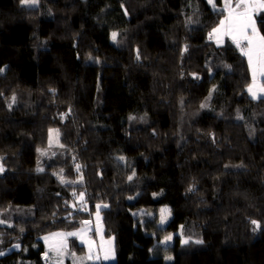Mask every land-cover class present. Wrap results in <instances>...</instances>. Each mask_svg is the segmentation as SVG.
Here are the masks:
<instances>
[{
    "label": "trees",
    "instance_id": "trees-1",
    "mask_svg": "<svg viewBox=\"0 0 264 264\" xmlns=\"http://www.w3.org/2000/svg\"><path fill=\"white\" fill-rule=\"evenodd\" d=\"M215 4L0 0V264L97 205L110 264H264V98Z\"/></svg>",
    "mask_w": 264,
    "mask_h": 264
},
{
    "label": "snow or ice",
    "instance_id": "snow-or-ice-1",
    "mask_svg": "<svg viewBox=\"0 0 264 264\" xmlns=\"http://www.w3.org/2000/svg\"><path fill=\"white\" fill-rule=\"evenodd\" d=\"M210 4H212L213 8H216L215 0H208ZM22 4H31L34 5L36 0H21ZM224 8L227 10L228 15L224 17L223 20L220 21L218 27L213 28L212 32L209 33V39L215 38L217 43H222V37L224 35L231 36L232 41L236 44L238 48H240L241 53L247 57L248 65L252 73L253 84L248 87V92L252 95L253 98H264V86L257 87L256 78L257 76H264V34H261L257 28V21L254 18L256 14L260 12H264V0H235V5L233 6V0H224ZM264 22V20H262ZM117 33L113 32L111 34V38L113 41L117 38ZM246 44V47L242 46ZM187 48H185V51ZM139 58V57H138ZM230 67V66H226ZM4 69L0 68V72H3ZM258 93L261 95L258 97ZM15 97H13V100ZM205 105H202L204 107ZM53 133L57 136L59 135L58 129H50L49 130V143H52ZM0 159H3L0 157ZM119 159L123 160L124 157H120ZM80 166L77 165V170L79 171ZM5 168L3 164H0V173H3ZM37 171H43V169L38 168ZM63 170H61L62 172ZM132 179L131 176L128 178ZM61 182L64 183L63 177L61 176ZM75 195V193L73 194ZM80 199H83V193L80 194ZM101 205H97V219H99V209ZM103 207H107V205H103ZM166 211L162 209L163 213ZM165 217L161 216V223H163ZM3 223V221H0ZM84 224H88V221H84ZM252 224L256 226V228H260V222L253 220ZM255 230V229H254ZM80 235L78 232H69V233H53V237H60V239L53 245H50L53 251L57 253L58 257H62L66 254H71L74 260H100L101 257L93 253L92 244L88 242V255L87 257H75L74 253L67 252V236H77ZM47 241L49 237H44ZM83 239V237H82ZM167 240H170L171 237H167ZM111 243V241H109ZM190 243V239L182 240V244ZM196 244H202L203 240L197 239L194 241ZM19 247V245H16ZM4 253L0 252V255ZM47 253L45 256L47 257ZM114 251L109 249L105 251L103 256L104 260L114 259ZM166 259H171V257H166ZM60 264H63V261H60Z\"/></svg>",
    "mask_w": 264,
    "mask_h": 264
},
{
    "label": "rangeland",
    "instance_id": "rangeland-1",
    "mask_svg": "<svg viewBox=\"0 0 264 264\" xmlns=\"http://www.w3.org/2000/svg\"><path fill=\"white\" fill-rule=\"evenodd\" d=\"M234 5H235V0H233V6ZM225 11L226 12H225L224 17L228 15L227 10H225ZM260 13L256 14L254 18L257 21V28H258L259 32L261 33V31L259 29V25H258V19H257V15H259ZM224 17L222 18V20L224 19ZM225 38L231 39V36L224 35L222 37V41ZM242 46L246 47V44L242 43ZM250 73H251V70H250ZM252 84H253V78H252V73H251V81L249 83V86ZM256 85H257V87L264 86V76H259V75L257 76ZM260 95L261 94L258 93V97ZM58 142H59V135L57 136L55 133H53L52 143L51 144L49 143V145L54 147V144H57ZM42 151H45V148L42 149ZM164 209L166 211H164L163 213L161 212V216L163 215L165 217V220L163 223H161V219H160V221H159L160 226H164L166 224V222L168 221V218H169V213H170L169 208H164ZM86 221L89 222L87 225L84 223L83 224L79 223L78 226H76V227L68 228L65 230H54V231H50L44 235V237H49V239L47 241L43 237V241L45 242V245L47 248V251L45 253L48 254L46 257L45 253H44V257H43L44 258V264H60L61 260L63 262L69 261V262H71V264H110L112 262H115L116 252H115L114 239L113 238H107L105 236L104 228H103V225L101 223L100 217H99V219H97V215H93V216H90V219H87ZM69 232H78V233H80V235L67 236L66 237L67 252L68 253H74L75 257H81V258L87 257V255H88V242H91L93 253L96 255H99L101 257V259L100 260H95V259H93V260H87V259L74 260V258L71 254H66L62 257H58L57 253L55 251H53L52 248H50V245L55 244L60 239V237H53L52 234L53 233H69ZM82 237H83V239H82ZM75 241L77 242V245H75ZM109 241H111V243H109ZM109 249L114 251V254H115L114 259L104 260L103 256L105 254V251L109 250Z\"/></svg>",
    "mask_w": 264,
    "mask_h": 264
}]
</instances>
